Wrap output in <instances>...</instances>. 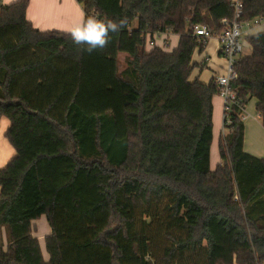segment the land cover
<instances>
[{
    "label": "trees",
    "instance_id": "obj_1",
    "mask_svg": "<svg viewBox=\"0 0 264 264\" xmlns=\"http://www.w3.org/2000/svg\"><path fill=\"white\" fill-rule=\"evenodd\" d=\"M76 1L91 34L38 30L28 0L0 3V118L15 149L0 168V264H264V158L244 150L240 118L255 99L264 126V29L244 36L211 169L219 89L189 80L204 45L193 30L219 34L229 0ZM242 3L239 20L264 16V0ZM166 31L171 51L154 43ZM42 215L48 259L32 234Z\"/></svg>",
    "mask_w": 264,
    "mask_h": 264
},
{
    "label": "crops",
    "instance_id": "obj_2",
    "mask_svg": "<svg viewBox=\"0 0 264 264\" xmlns=\"http://www.w3.org/2000/svg\"><path fill=\"white\" fill-rule=\"evenodd\" d=\"M15 1L17 0H0V3L10 4ZM26 18L32 23L33 27L38 30L71 32L76 36L86 31V25L89 22L85 21L83 8L76 0H28ZM262 23H264V19L259 25ZM93 29V26L89 28L88 34H91ZM262 29L264 28L254 30L253 27L247 32L254 33ZM178 40L179 35L171 31L154 34L155 45L161 47L165 51L173 50L177 46ZM247 46L250 49V46ZM203 55L205 56L203 57ZM207 60L211 61V63L207 67L209 70L204 71L206 69L201 68L199 64L204 65ZM191 62L194 65L193 68L198 66V70L193 72L192 68L189 78L190 81L197 79L200 82L209 83L211 80H215L217 75L224 74L226 60L221 53V45L217 36L208 38L201 49L195 50ZM212 103L213 139L210 147V167L214 169L220 162L218 140L223 131L224 101L220 95H214ZM245 112V119L243 120V148L251 155L264 158V126L261 119L257 116L255 99H251L245 106ZM6 119L8 121H3V118H0V122H3L4 125V129L0 135V168L4 167L8 161L15 156V149L5 137V131L10 125L9 119ZM50 231L45 215L32 221V234L39 240L40 248L45 259H48V254L46 250V253L43 251L41 242L44 241L45 236L49 234ZM0 239L1 241L5 240L4 234Z\"/></svg>",
    "mask_w": 264,
    "mask_h": 264
},
{
    "label": "built area",
    "instance_id": "obj_3",
    "mask_svg": "<svg viewBox=\"0 0 264 264\" xmlns=\"http://www.w3.org/2000/svg\"><path fill=\"white\" fill-rule=\"evenodd\" d=\"M229 2L232 7L233 15L229 19H221L220 22L224 24V29L219 34L212 33L204 24L195 25L193 30L198 41L205 42L208 38L217 36L221 45V53L226 60V72L217 75L215 81L218 85L219 95L224 101V109H227V104L229 102L239 103L235 100V92L229 88V83L236 77L233 68L243 51L245 45L244 36L248 30L259 25L264 19V16H259L250 21H241L239 18L242 15V0H229ZM240 118L242 120L245 119L244 111ZM234 199H238L236 194L234 195Z\"/></svg>",
    "mask_w": 264,
    "mask_h": 264
},
{
    "label": "rangeland",
    "instance_id": "obj_4",
    "mask_svg": "<svg viewBox=\"0 0 264 264\" xmlns=\"http://www.w3.org/2000/svg\"><path fill=\"white\" fill-rule=\"evenodd\" d=\"M94 27V24L92 23V21H90L89 20V22L87 23V25H86V31H85V33L86 34H88V30H89V28H91V27ZM130 27L131 28H136L137 27V20H134V21H132V23H131V25H130ZM260 28H264V23H262L261 25H258V26H256V27H254V30H257V29H260ZM195 50H199V46H197L196 48H195ZM194 50V51H195ZM250 52H251V50L248 48V46H247V44H245L244 45V48H243V51H242V53H241V55H240V57L241 56H245V55H249L250 54ZM195 54H196V52H195ZM205 55H203V57H204ZM123 60H124V56L121 54L120 56H119V58H118V61H119V67L121 68L122 66H123ZM209 60H207L206 61V63L204 64V65H201V64H199V66L201 67V68H203V69H206V70H204V71H208L209 70V68H207L208 67V65L211 63V61H209ZM195 70H198V66H195L194 68H193V72L195 71ZM225 72H226V69H225ZM224 72V73H225ZM190 74H191V72H190ZM189 78H190V76H189ZM250 102V101H249ZM248 102V103H249ZM247 103V104H248ZM246 104V105H247ZM247 111V110H246ZM244 113L246 114V112H245V110H244ZM3 118V121H8L5 117H2ZM3 129H4V125H3V122H0V135H1V132L3 131ZM158 203V205L157 206H153L151 209L153 210V211H157L158 212V214H160L161 213V207H160V204L161 203H163V202H157ZM3 235V232L1 231V229H0V237ZM41 245H42V248H43V251L45 252V244H44V241H42L41 242ZM46 253V252H45Z\"/></svg>",
    "mask_w": 264,
    "mask_h": 264
}]
</instances>
